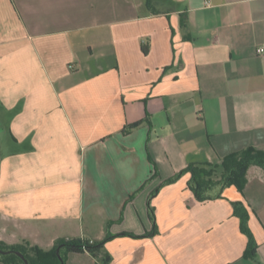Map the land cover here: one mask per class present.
I'll use <instances>...</instances> for the list:
<instances>
[{"label":"crops","instance_id":"obj_1","mask_svg":"<svg viewBox=\"0 0 264 264\" xmlns=\"http://www.w3.org/2000/svg\"><path fill=\"white\" fill-rule=\"evenodd\" d=\"M259 49L264 0H0V243L129 232L150 236L109 241L110 264H264L261 167L218 200L199 202L190 174L158 191L264 150Z\"/></svg>","mask_w":264,"mask_h":264},{"label":"trees","instance_id":"obj_2","mask_svg":"<svg viewBox=\"0 0 264 264\" xmlns=\"http://www.w3.org/2000/svg\"><path fill=\"white\" fill-rule=\"evenodd\" d=\"M142 124L143 122H139L130 125L125 129V132H130ZM252 166H258L264 170V150L248 148L247 150L226 156L220 164H190L187 168L165 181L158 191L163 186L176 183L184 175L190 174L191 178L188 182V187L199 202L222 199L224 192L231 187H236L240 192L244 191L248 183L247 174ZM154 195L155 194L151 195L148 199V212L154 226V233H157L155 208L152 205ZM238 206L239 204H235L236 212ZM239 215L241 219V229L243 233L249 237V245L245 257L255 258L258 245L249 228V218L246 214L240 213ZM119 236L149 237L150 234L138 236L133 233L124 232L114 235L108 231L107 237L102 241L81 238L71 240L63 239L58 241L54 248L47 251L32 246L29 243L16 246H6L0 243V248L4 250L20 251L28 260L29 264H67L68 255L70 253H89L93 257L99 259V264H110L112 258L105 251V246L109 241ZM58 248H60V257L57 253ZM0 262L3 264H25L24 260L16 254H0Z\"/></svg>","mask_w":264,"mask_h":264},{"label":"water","instance_id":"obj_3","mask_svg":"<svg viewBox=\"0 0 264 264\" xmlns=\"http://www.w3.org/2000/svg\"><path fill=\"white\" fill-rule=\"evenodd\" d=\"M58 256L60 257V248L57 250ZM0 254L1 255H10V254H16L20 258H22L25 262V264H29L28 260L25 258V256L20 251L15 250H4L0 248Z\"/></svg>","mask_w":264,"mask_h":264},{"label":"built area","instance_id":"obj_4","mask_svg":"<svg viewBox=\"0 0 264 264\" xmlns=\"http://www.w3.org/2000/svg\"><path fill=\"white\" fill-rule=\"evenodd\" d=\"M258 52H259V53H263L264 50H263V49H259Z\"/></svg>","mask_w":264,"mask_h":264},{"label":"rangeland","instance_id":"obj_5","mask_svg":"<svg viewBox=\"0 0 264 264\" xmlns=\"http://www.w3.org/2000/svg\"><path fill=\"white\" fill-rule=\"evenodd\" d=\"M2 136V135H1ZM3 138V137H2ZM2 143H3V141H2Z\"/></svg>","mask_w":264,"mask_h":264}]
</instances>
